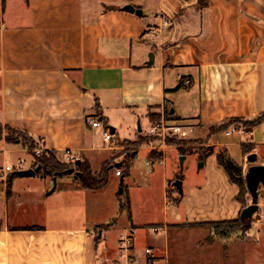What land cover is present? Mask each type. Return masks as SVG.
Listing matches in <instances>:
<instances>
[{
  "label": "crops",
  "instance_id": "crops-1",
  "mask_svg": "<svg viewBox=\"0 0 264 264\" xmlns=\"http://www.w3.org/2000/svg\"><path fill=\"white\" fill-rule=\"evenodd\" d=\"M261 115L248 132L226 133L234 124L210 130ZM93 118L101 125L92 126ZM160 118L187 126L191 139H206L200 145L215 150L203 159V182L189 188L188 198L197 195L190 204L197 215L184 222L239 217V188L216 151L226 149L245 173L251 162L241 145L250 143L256 163L264 164V0H0V126L23 131L33 143L11 142L2 132L0 167L23 159V169L35 168L34 147L64 163L71 149L96 175L114 154L103 143V127L137 146L128 170L141 148L147 162H159L167 149L182 145L156 136V147L138 144ZM109 171L100 188L84 187L74 173H44L41 165L33 175L13 172L0 180V264H106L127 231L137 264H145L146 246L164 252L155 264H169L167 239L163 247L156 241L141 246L135 235L133 228L152 223L131 215L129 229H116L120 195L110 189ZM169 181L164 174L166 200ZM255 214L258 220L237 233L246 250L253 241L264 250V186ZM231 237L209 238L197 250L225 262ZM216 239L224 245L217 253L210 250Z\"/></svg>",
  "mask_w": 264,
  "mask_h": 264
},
{
  "label": "rangeland",
  "instance_id": "rangeland-1",
  "mask_svg": "<svg viewBox=\"0 0 264 264\" xmlns=\"http://www.w3.org/2000/svg\"><path fill=\"white\" fill-rule=\"evenodd\" d=\"M2 132L5 138L11 142L20 141L24 144L26 139L29 138L25 133L8 126H0V134ZM189 136L190 134L184 138L179 136L168 137L167 139L176 141L184 140L185 142L181 144L187 150L182 152L176 148H169L165 151L162 161L159 162H147L146 148L139 149L130 169L126 171L123 170V167L128 159L127 157L137 146L131 141L116 139L112 146L114 154L103 164L110 169V187H112L110 189L119 193L124 201L129 202L132 220L134 222L152 223L133 228L140 245L152 244L156 241L158 245L163 247L167 239L170 252L169 264H264V250L259 245L261 241H257V243L253 241L258 245L254 244V246H251V250H246L245 243L244 247L237 239L241 234L234 233L228 243L229 252H227V260L224 262L221 256L219 258L212 256L208 251L204 252L203 249L197 250L198 246L202 247L206 242H209V231L211 233V229L208 225H179L178 222L186 223L184 221H187L188 218L191 219L197 215L190 206L197 195L192 192L188 198L189 188L203 182L207 167H199V155L212 148L209 145H200L206 143V139H191ZM147 139L149 145L152 144L153 147H156L157 142H155L154 136H147ZM30 150L33 152L32 148ZM72 166H75V164ZM117 168L123 170L122 176L116 175L115 170ZM151 168L154 169L153 173L150 170ZM164 174L170 180L166 191L167 200L164 197ZM50 175L53 176L54 173L51 172ZM174 179L182 181V193L177 191L172 184ZM244 197V206H246L251 200L249 192ZM178 198L181 200L177 204L176 200ZM187 204L190 213L186 210ZM255 215L252 216L253 222L258 220ZM132 220L128 218L126 207L121 209L118 212V227L116 229H121L123 226L128 228ZM162 222H168L169 224L164 227V224L160 225ZM153 227L156 228L155 231L151 230ZM164 228L168 230L166 234L163 233ZM249 237L250 234H248ZM248 240L250 241V238ZM213 242L215 246H210L211 251L217 253V251L224 248L222 240L216 239ZM152 249L156 256L155 262L158 263V258H166L164 252L159 254L154 247Z\"/></svg>",
  "mask_w": 264,
  "mask_h": 264
},
{
  "label": "trees",
  "instance_id": "trees-1",
  "mask_svg": "<svg viewBox=\"0 0 264 264\" xmlns=\"http://www.w3.org/2000/svg\"><path fill=\"white\" fill-rule=\"evenodd\" d=\"M200 2H203V0H200ZM261 118H262V115L252 120L230 119L225 123L219 124L217 127H212L210 130L212 132L219 131V130L226 128L230 124H234L236 127H243L244 131L248 132L253 126H255L261 120ZM18 131L24 133L21 130H18ZM146 140L148 139L142 138L138 140V144H142ZM27 141H29V145L32 146L33 143L30 137L26 139L25 144H28ZM166 141L169 144H181L185 142L184 140L176 141L172 139H166ZM241 146H242V151L244 154H248L249 152H251L252 147H253L250 143H245V142L242 143ZM179 150L184 152L187 150V148L184 147V145H180ZM214 152L215 150L213 147L209 148L207 149L206 152L200 153L199 159L203 160L205 156H207L208 154H212ZM127 158L128 159L123 167V170L125 171L128 170L129 168V161L131 160V156L128 155ZM216 160L218 164L222 166L223 169L226 171L230 180L238 186L239 192L236 195V199L240 201L244 206L245 205L244 195L248 192V189L246 187V183L244 179V171H243L242 166L237 164L230 157L227 150L224 148H220L219 150L216 151ZM37 162L41 165V169L44 171V173L53 172L54 175L63 173L64 170L74 167L75 171L80 173L78 177L80 178L82 185L88 188H100L106 183L108 179L109 168H107L105 165L102 166L98 174L94 175L89 164L86 163L85 161H80L79 163H76L75 166L69 165L67 163H61L57 160L55 153L51 151H48L47 153H43L37 156ZM123 170H122V173H123ZM179 201L180 199L178 198L176 200V203L178 204ZM125 207H126L128 216L131 219V207H130L129 202L124 201L122 197L119 196V209L121 210ZM252 224H253L252 217L242 218L241 216H239L235 219L203 221V222H194V223L186 222V223H180L179 225H208L211 229V233L209 237L210 239L213 237L227 239L234 233L243 234L246 230H248L252 226Z\"/></svg>",
  "mask_w": 264,
  "mask_h": 264
},
{
  "label": "built area",
  "instance_id": "built-area-1",
  "mask_svg": "<svg viewBox=\"0 0 264 264\" xmlns=\"http://www.w3.org/2000/svg\"><path fill=\"white\" fill-rule=\"evenodd\" d=\"M190 82L189 79L184 78L183 83L188 84ZM92 126L97 127L101 125V120L98 118H93L90 120ZM239 128L235 126H231L229 129L226 130V133H230L235 131ZM188 127L185 125L180 124H169L165 118L156 119L150 122L147 133L149 135H153L156 137H160L166 140L168 137L179 136V137H186L188 134ZM103 143L107 147H112L114 142L116 141L115 135L110 132L107 127H103L102 132ZM33 154L35 156H39L43 153H47L48 150H44L39 147L32 148ZM78 156L71 150L66 149L64 152V163L69 165H74L78 161ZM24 160L19 159L15 164H4L0 167V180L6 181L9 175L13 172L23 169ZM122 169L117 168L115 173L117 175H121ZM152 231H155L156 228H151ZM133 249V235L130 231L122 234L118 241V251L117 256L113 259L107 257L105 259L106 264H137V258L132 253ZM144 255H145V264H154L155 262V254L153 253V249L151 246H146L144 248Z\"/></svg>",
  "mask_w": 264,
  "mask_h": 264
},
{
  "label": "water",
  "instance_id": "water-1",
  "mask_svg": "<svg viewBox=\"0 0 264 264\" xmlns=\"http://www.w3.org/2000/svg\"><path fill=\"white\" fill-rule=\"evenodd\" d=\"M124 8L130 11H135L138 14H141L140 9H135V7H133L130 4L124 5ZM246 159L249 162H251V164L247 167L244 173L246 187L250 194L251 200L249 204H247L242 208L240 213V216L242 218L252 217V215L255 214V212L258 210L259 187L264 186V164L256 163L257 155L254 152L248 153L246 155ZM79 162L80 160H78L76 163ZM202 165H203V160H200L199 167H201ZM39 168L40 165L36 166L35 168L21 169L16 171V173L21 176H29V175H33L37 170H39ZM63 173H74L75 176L80 175L79 172L75 171L74 167L64 170ZM55 184L56 183L54 178V184L52 189H54ZM173 185L179 192L182 193V181L180 179L174 180Z\"/></svg>",
  "mask_w": 264,
  "mask_h": 264
}]
</instances>
